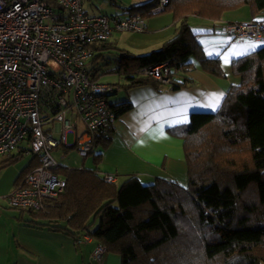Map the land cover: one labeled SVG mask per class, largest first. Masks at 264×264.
<instances>
[{
    "label": "trees",
    "instance_id": "obj_1",
    "mask_svg": "<svg viewBox=\"0 0 264 264\" xmlns=\"http://www.w3.org/2000/svg\"><path fill=\"white\" fill-rule=\"evenodd\" d=\"M158 4L151 0L128 13L149 19ZM242 7L255 17L264 12V0H168L163 12L173 15L175 36L145 55L113 54L108 42L94 45L92 77L124 75L125 92L147 85L176 91L194 84L184 73L197 63L223 78L221 59L207 56L189 21L193 16L220 20ZM160 64H167L171 88L133 76ZM232 70L241 82L229 89L217 112L194 113L189 123L169 130L184 142L187 187L161 179L145 185L136 176L121 185L108 182L98 169L102 153H97L94 169L55 170L66 179L65 191L40 211L21 212L31 223L76 241L88 235L121 264H264V46L233 60ZM110 106L116 118L133 108L128 99ZM114 132V127L100 132L96 148H108ZM25 155L16 152L6 166ZM38 165L34 157L18 181Z\"/></svg>",
    "mask_w": 264,
    "mask_h": 264
},
{
    "label": "built area",
    "instance_id": "obj_2",
    "mask_svg": "<svg viewBox=\"0 0 264 264\" xmlns=\"http://www.w3.org/2000/svg\"><path fill=\"white\" fill-rule=\"evenodd\" d=\"M167 3L159 0L153 13H162ZM146 29L147 19L137 14H87L83 0H0V158L21 151L39 160L8 195L12 209L37 212L57 199L67 182L55 173L60 165L53 151L63 146L89 157L97 135L113 127L110 97L116 88L105 76L92 77L93 46L109 42L114 32ZM220 33L264 44V21L225 24ZM133 76L172 86L167 64ZM92 240L83 235L76 243ZM107 253L99 244L93 256L101 260Z\"/></svg>",
    "mask_w": 264,
    "mask_h": 264
},
{
    "label": "crops",
    "instance_id": "obj_3",
    "mask_svg": "<svg viewBox=\"0 0 264 264\" xmlns=\"http://www.w3.org/2000/svg\"><path fill=\"white\" fill-rule=\"evenodd\" d=\"M149 1L83 0V5L90 15H125L129 14L130 8ZM250 20L264 21V12L254 17L248 7H242L225 13L216 21L191 17L190 26L199 43L208 57L221 59L225 77L209 75L195 63L184 73L193 80V85L176 91L151 85L130 89L125 99L133 104V108L115 119V132L108 148H95L92 155L80 157L82 159L78 164H71L66 156L76 149L62 146L54 151H60L63 157L54 159L60 167L94 169L97 167L94 156L102 153L98 169L101 174L112 176L113 182L118 185L130 176H136L145 185L161 179L187 187L184 142L172 136L169 130L189 123L194 113L217 112L229 89L240 84V77L234 75L232 70L233 60L256 52L264 44L244 39L232 40L220 33V28L225 24ZM175 34L173 15L163 12L147 19L146 31L114 32L108 43L114 48L113 51L145 55L159 49ZM180 75L178 79L183 80ZM9 158H0V264H121V258L110 253L101 260L95 259L93 252L99 245L96 241L77 244L66 232L38 226L30 222L28 213L12 209L8 204V195L34 156L24 164L17 162L6 166Z\"/></svg>",
    "mask_w": 264,
    "mask_h": 264
},
{
    "label": "rangeland",
    "instance_id": "obj_4",
    "mask_svg": "<svg viewBox=\"0 0 264 264\" xmlns=\"http://www.w3.org/2000/svg\"><path fill=\"white\" fill-rule=\"evenodd\" d=\"M112 53L114 54L115 51H112ZM113 54H111V55H113ZM113 67H114V65H112V68ZM103 81L106 83L114 84V86L116 88V93L110 97V100L112 102L121 101V100L126 98V92H125L124 86L127 84V78L124 75L121 76L118 73H111V74L105 76ZM72 141H73V139H72V137H70L69 143L70 144L73 143ZM96 150L98 151V149H96ZM53 156L54 157H63L60 155V151H54ZM29 157H32V154H29V153L26 154L24 156V158L21 161H19L18 163L24 164L25 161ZM66 157H69L68 163H71V164H78V162H80V160L82 159V158H80L79 154L73 149L71 150V152ZM88 162H90V159H88ZM87 166H89V165H87ZM83 264H87V263L83 262Z\"/></svg>",
    "mask_w": 264,
    "mask_h": 264
}]
</instances>
